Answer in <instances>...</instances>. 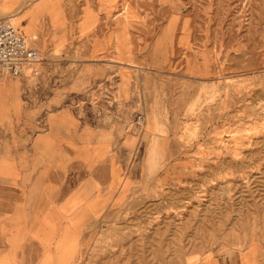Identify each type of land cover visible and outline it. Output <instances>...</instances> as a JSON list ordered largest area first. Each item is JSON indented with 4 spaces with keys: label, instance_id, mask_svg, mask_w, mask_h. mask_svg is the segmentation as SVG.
Segmentation results:
<instances>
[{
    "label": "rangeland",
    "instance_id": "rangeland-1",
    "mask_svg": "<svg viewBox=\"0 0 264 264\" xmlns=\"http://www.w3.org/2000/svg\"><path fill=\"white\" fill-rule=\"evenodd\" d=\"M0 13L39 42L13 113L56 132L42 177L57 198L95 180L105 200L74 264L234 250L264 264V0H0Z\"/></svg>",
    "mask_w": 264,
    "mask_h": 264
},
{
    "label": "crops",
    "instance_id": "crops-1",
    "mask_svg": "<svg viewBox=\"0 0 264 264\" xmlns=\"http://www.w3.org/2000/svg\"><path fill=\"white\" fill-rule=\"evenodd\" d=\"M8 74L0 73V264H74L87 241L88 224L105 200L91 179L57 198V184L42 177L56 168V132L17 123L13 112L23 110L20 90L26 81ZM76 143L80 158L89 163L95 156L89 141L81 136ZM98 144L99 155L107 143ZM242 255L234 250L195 264H249Z\"/></svg>",
    "mask_w": 264,
    "mask_h": 264
},
{
    "label": "built area",
    "instance_id": "built-area-1",
    "mask_svg": "<svg viewBox=\"0 0 264 264\" xmlns=\"http://www.w3.org/2000/svg\"><path fill=\"white\" fill-rule=\"evenodd\" d=\"M41 59V52L27 36L18 29L9 15L0 14V73L26 77L36 73L34 67ZM141 114L138 118H141Z\"/></svg>",
    "mask_w": 264,
    "mask_h": 264
},
{
    "label": "bare ground",
    "instance_id": "bare-ground-1",
    "mask_svg": "<svg viewBox=\"0 0 264 264\" xmlns=\"http://www.w3.org/2000/svg\"><path fill=\"white\" fill-rule=\"evenodd\" d=\"M0 14H4V13H0ZM8 14H10V13H8ZM10 16V15H9ZM12 17V16H11ZM12 19H13V17H12ZM14 20V19H13ZM14 23H15V21H14ZM16 24V23H15ZM17 26V25H16ZM28 32H29V35H31V31H30V29L28 28ZM34 44H36V45H39V42L38 41H35V40H31ZM20 90V89H19Z\"/></svg>",
    "mask_w": 264,
    "mask_h": 264
}]
</instances>
